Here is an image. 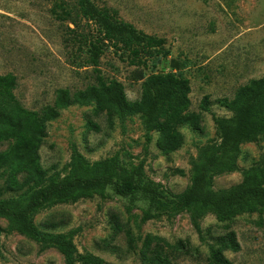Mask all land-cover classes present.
<instances>
[{
	"label": "rangeland",
	"instance_id": "374dc122",
	"mask_svg": "<svg viewBox=\"0 0 264 264\" xmlns=\"http://www.w3.org/2000/svg\"><path fill=\"white\" fill-rule=\"evenodd\" d=\"M99 29L119 46L132 44L133 31L160 44L134 58L96 39ZM167 73L190 87L173 136L148 130L140 113L95 115L93 100L70 102L44 128L27 119L37 140L24 134L0 140V200L26 198L49 180L67 178L78 154L89 164L107 160L115 179L141 164L164 198L177 201L191 184L194 162L219 143L216 119L232 116L226 103L264 76V0H0V76L15 77V99L37 119L53 107L59 90L74 94L116 80L126 100L135 102L143 80ZM252 168L264 174L262 134L239 145L234 168L213 174L211 188L235 185ZM30 219L38 231L33 237L7 231L8 221L0 217V264H66L51 242L58 234L72 243L74 264H82L78 257L85 253L105 264H159L157 258L209 264L219 237L230 231L239 243L238 251L223 250L230 264H264L261 210L223 221L207 212L196 231L186 209L149 208L107 186L75 201L49 199Z\"/></svg>",
	"mask_w": 264,
	"mask_h": 264
},
{
	"label": "trees",
	"instance_id": "16d2710c",
	"mask_svg": "<svg viewBox=\"0 0 264 264\" xmlns=\"http://www.w3.org/2000/svg\"><path fill=\"white\" fill-rule=\"evenodd\" d=\"M101 12L106 18H113V13L104 9ZM99 41L114 48H125L135 58L139 54L152 53L151 48L160 41L132 32V44H119L112 34L97 30ZM82 44L83 39H78ZM135 45V46H134ZM15 85L13 75L0 76V125H7L0 130V140L11 137L37 140L36 131L26 129L27 119L38 121L35 127L44 128L45 121L53 117L58 109L73 101L91 99L95 102L93 113L112 114L116 112L123 117L129 113H140L148 130L158 129L167 135H174L175 126L182 122V113L189 106V82L172 74H153L141 83L139 101L126 100L123 85L110 81L100 87L91 86L83 91L70 94L67 90H59L53 107L49 108L41 118L34 112L23 109L15 99L12 89ZM205 102V97L203 98ZM232 116L216 119V127L220 141L203 152V156L193 164L191 184L177 201L166 200L151 180L143 175L140 164L128 176L115 179L111 165L107 160L89 164L80 155H74L70 175L58 181L49 182L31 192L26 198L0 200V217L8 221L7 231H16L33 237L37 229L31 222V214L43 206L49 199L71 200L90 195L109 186L113 192L122 197L139 198L147 202L149 208L186 209L192 226L199 231V220L207 212H212L223 221L229 220L240 212L264 211V174L254 168L244 172L242 180L228 188L213 190L211 176L218 172L230 171L235 166L236 154L241 143L251 141L258 134L264 136V76L249 81L242 87L231 101L226 103ZM202 109L205 105L202 104ZM91 128L98 130L92 123ZM149 139V137H148ZM89 171V173H88ZM51 242L57 244L64 256L66 264H74L75 249L65 235L51 236ZM156 238V237H155ZM149 239L143 245L149 244ZM220 247L213 249L209 256V264H230L223 255V250H239L233 231L219 237ZM82 264H105V261L91 253L78 257ZM159 264H171L167 259H153Z\"/></svg>",
	"mask_w": 264,
	"mask_h": 264
}]
</instances>
